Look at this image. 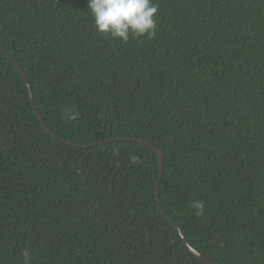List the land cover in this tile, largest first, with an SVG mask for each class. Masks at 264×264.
<instances>
[{
	"label": "trees",
	"instance_id": "1",
	"mask_svg": "<svg viewBox=\"0 0 264 264\" xmlns=\"http://www.w3.org/2000/svg\"><path fill=\"white\" fill-rule=\"evenodd\" d=\"M88 2L0 0V264H206L164 212L213 262L264 264V0H155L127 43Z\"/></svg>",
	"mask_w": 264,
	"mask_h": 264
},
{
	"label": "clouds",
	"instance_id": "2",
	"mask_svg": "<svg viewBox=\"0 0 264 264\" xmlns=\"http://www.w3.org/2000/svg\"><path fill=\"white\" fill-rule=\"evenodd\" d=\"M88 9L99 33H107L127 43L130 38H155L158 26L159 4L155 0H89ZM140 157L130 154L129 163L135 165ZM197 216L205 213L202 200L190 202ZM23 264H31L33 256L30 249L21 253Z\"/></svg>",
	"mask_w": 264,
	"mask_h": 264
},
{
	"label": "water",
	"instance_id": "3",
	"mask_svg": "<svg viewBox=\"0 0 264 264\" xmlns=\"http://www.w3.org/2000/svg\"><path fill=\"white\" fill-rule=\"evenodd\" d=\"M3 52H5L8 56L9 54L1 49ZM13 62L16 64V66L18 67L20 73L22 74V76L24 77V79L26 80L28 86H29V89H30V97H31V102H32V105H33V108L35 109L37 115H38V118L40 119V121L43 123V126L46 128V130L52 134L53 136H55L56 138H59L61 139L62 141L64 142H68L70 144H73L71 143L70 141H68L67 139H63L61 138L57 133H55V131H53L47 124L46 122L42 119V116L40 114V112L38 111L36 105H35V101H34V94H33V91H32V88H31V85L30 83L28 82L27 80V77L25 75V72L22 68V66L18 63V61L15 59V58H12ZM61 114L63 116V118L65 120H69V119H75V118H80L81 117V111L79 110V108L77 106H72V105H69V106H65L62 110H61ZM120 139H131V138H125V137H118ZM136 141H141V142H144V143H147L149 144L153 150H155L158 154V157H159V161H160V176H159V179L161 177V174H162V171H163V164H162V160H163V153L161 151V149H159L158 147H156L155 145H153L152 143H149V142H146L144 140H140V139H134ZM73 145H77V144H73ZM159 181V180H158ZM158 183V182H157ZM157 195H158V185H157ZM158 202H159V199H158ZM159 206H160V202H159ZM165 216L171 221L172 225L178 230L180 236L183 238V245L188 247L191 252H193L195 255H197L199 258H201L206 264H217L215 262H213L212 260H210L209 258H207L205 255H203L201 252H199L192 244L191 242L186 238L185 234L183 233V231L181 230V228L179 227V225H177L174 220L172 218H170L165 212H164Z\"/></svg>",
	"mask_w": 264,
	"mask_h": 264
}]
</instances>
